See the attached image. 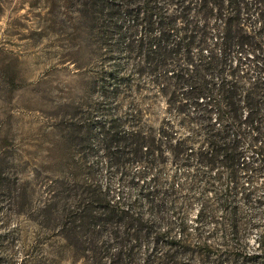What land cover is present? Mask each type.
Returning <instances> with one entry per match:
<instances>
[{
	"label": "rangeland",
	"instance_id": "rangeland-1",
	"mask_svg": "<svg viewBox=\"0 0 264 264\" xmlns=\"http://www.w3.org/2000/svg\"><path fill=\"white\" fill-rule=\"evenodd\" d=\"M105 1L0 0V264H140V223L98 225L97 209L140 215L141 182L158 173L166 189L187 170L165 152L140 179V161L129 155L122 166L98 143L94 122L111 117L122 132L140 135V106L154 134L163 119H174L164 98L140 100L135 40L146 5ZM175 1L156 5L175 12ZM108 9L134 41L130 49L116 35L102 38L99 13ZM197 207L187 215L190 226ZM259 212L262 224L264 207ZM258 231L248 234L251 249Z\"/></svg>",
	"mask_w": 264,
	"mask_h": 264
},
{
	"label": "trees",
	"instance_id": "trees-1",
	"mask_svg": "<svg viewBox=\"0 0 264 264\" xmlns=\"http://www.w3.org/2000/svg\"><path fill=\"white\" fill-rule=\"evenodd\" d=\"M141 2L140 100L164 98L174 119L154 134L140 106V135L112 117L93 129L118 164L129 155L140 161V179L165 152L187 170L166 189L158 173L141 182L140 215L106 206L97 224L140 223V264H264V219L255 221L264 207V0H176L170 13L157 0ZM108 12L99 13L102 38L116 35L129 48L120 16ZM253 228L256 249L247 243Z\"/></svg>",
	"mask_w": 264,
	"mask_h": 264
}]
</instances>
